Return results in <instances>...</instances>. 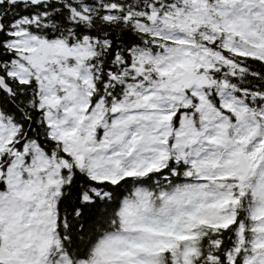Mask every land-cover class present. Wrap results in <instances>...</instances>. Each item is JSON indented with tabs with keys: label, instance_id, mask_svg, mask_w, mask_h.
<instances>
[{
	"label": "snow or ice",
	"instance_id": "1",
	"mask_svg": "<svg viewBox=\"0 0 264 264\" xmlns=\"http://www.w3.org/2000/svg\"><path fill=\"white\" fill-rule=\"evenodd\" d=\"M0 264H264V0H0Z\"/></svg>",
	"mask_w": 264,
	"mask_h": 264
}]
</instances>
